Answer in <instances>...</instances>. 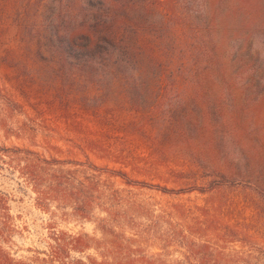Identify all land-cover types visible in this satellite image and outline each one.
<instances>
[{"label":"trees","instance_id":"1","mask_svg":"<svg viewBox=\"0 0 264 264\" xmlns=\"http://www.w3.org/2000/svg\"><path fill=\"white\" fill-rule=\"evenodd\" d=\"M16 1L0 0V16ZM35 1L42 5L45 0H28L22 10L15 12L16 36L23 53L32 62L26 70H41L45 66L39 64L47 61L46 55H50L53 62L48 64L49 68L55 64L58 88L65 90L61 102L66 101V105L72 102L69 94L81 80L83 91L87 92L83 106L96 94L94 91L101 89L116 96L125 95L124 103L131 107L147 105L149 109L151 106L156 121L164 97L175 92L189 93L200 114L201 137L205 131L211 133L218 127L226 129L230 144L249 159L248 165L253 171L248 177L234 174L228 179L221 168L202 186L180 175L174 179L178 186H164L158 191L207 195L210 204L199 211L209 214L207 218L211 220L223 210L219 193L233 185L248 186L258 197L260 207H264V72L260 68L247 72L252 60L236 54L239 59L236 61L225 51L227 38L232 41L242 34L244 41L240 49H244L250 36L264 24L261 0H200L202 13L196 27H192L194 17L189 9L182 7V0H51L54 8L49 10L41 28L35 25L36 16L29 27L27 22L23 24L26 19H21L28 8L34 7ZM157 16L166 18L170 25L165 37L159 36L151 26L147 27L146 22ZM177 32L180 43L172 40L171 46L167 45L168 39H178ZM181 50L183 60L177 62L174 53ZM189 65L195 66V73L182 72ZM68 68L74 72H68ZM243 71L247 72L244 80L240 77ZM66 80L69 83L64 89ZM145 92L151 97L146 102L141 100ZM199 92L206 96L205 99L199 97ZM218 95L225 103L215 109L214 119L210 120L209 111H213ZM92 113L97 114L98 110L93 108ZM166 119L181 122L177 114H167L162 120ZM0 123L5 129L1 120ZM87 145L94 154L109 146L97 140H90ZM0 163L12 167L28 184L41 212L49 215L69 213L92 222L101 236L97 239L86 234L71 235L49 224L47 253L28 260L15 259L5 248L15 228L7 199L0 192V264H167L161 253L149 254L142 248L145 233L151 231L142 221L151 217L158 218L156 222L168 219L169 223L180 219L175 216L185 218L187 212L180 205H172L170 211L155 214L144 204H124L121 191L113 185L105 186L102 176L120 178L128 185L130 181L125 171L132 169L129 160L123 158L117 170L109 171L89 162L46 159L27 150L0 147ZM231 229L240 228L232 226ZM174 230H171L173 236L177 234ZM184 230L185 227L181 230L178 227L176 240L186 263L222 264L221 261H226L231 264L242 260L238 253H225L211 242H199L190 230L188 234H184ZM230 235L228 244L238 242L232 231ZM89 252L92 254H87Z\"/></svg>","mask_w":264,"mask_h":264},{"label":"rangeland","instance_id":"2","mask_svg":"<svg viewBox=\"0 0 264 264\" xmlns=\"http://www.w3.org/2000/svg\"><path fill=\"white\" fill-rule=\"evenodd\" d=\"M27 2L28 0H17L6 14L0 16V120L5 126L4 129L0 123V147L27 150L46 159L89 162L109 171L117 170L120 166L118 163L123 158L127 159L132 163V169L125 171L130 181L128 185L120 178H109L107 174L102 176L105 186L113 185L114 189L121 191L120 198H123L124 204H144L155 214L170 211L172 205H180L187 212L185 218L175 216L180 219H173L169 223L168 219L161 218L156 222L158 218L151 217L142 221L151 229L149 234L145 233L146 239L142 245L147 253H161L167 264H188L176 240L179 235L178 227L181 230L183 226L186 228L184 234L190 230V234L199 242H211L225 253L231 251L242 256V260L231 264H264V207H260L258 197L248 186L233 185L219 193L223 210L213 220L207 218L209 214L199 211L210 204L207 195L197 192L174 195L158 191L164 186H178L174 179L180 178V175L182 179L195 180L202 186L212 178L214 171L221 168L228 179L234 174L248 177L253 173L248 165L249 159L240 155L237 148L230 144L226 129L218 127L211 133L205 131L201 137L200 114L193 106L194 101L190 99L189 93L175 92L164 97V103L158 112L160 117L156 116V121L153 120L155 115L151 114L154 111L151 106L149 109H146L147 105L131 107L124 103L127 98L125 95L116 96L101 89L94 91L96 94L91 95L88 104L84 105L88 107L84 108L82 102L87 92L83 91L81 80L77 81L73 92L69 94L72 102L68 105L66 101L61 102L65 90L58 88V79L54 75L55 64L49 68L51 65L48 64L53 62L49 54L46 55L47 61L39 64L45 66L41 70L25 69L32 66V62L23 53L22 44L16 36L14 14L22 10ZM181 3L194 17L192 27L200 24L201 1L182 0ZM261 3L264 8V0ZM54 4L51 0H45L42 5L35 1L34 7L28 8V13L24 14L26 16L21 17L26 19L23 24L27 22L29 27L33 16H36L35 25L41 28ZM182 7L179 6L183 12ZM146 23L147 27L151 26L161 37L166 36L170 26L162 16ZM261 28L250 36L244 49H240L244 41L242 34L232 38V41L230 38L226 39L228 47L225 51L231 59L238 61L235 57L237 54L252 60L247 72L252 68H260L264 72V24ZM176 38L178 39H168L166 44L171 46L172 40L180 43L178 32ZM238 50L240 51L237 52ZM183 56V50L176 52L174 60L180 62ZM194 69L195 66L189 65L182 72L195 73ZM67 71L74 72L69 68ZM247 72L243 71L240 76L243 80ZM189 75L191 74H185ZM68 83L66 80L64 89ZM202 95L203 93L199 97L205 99L206 96ZM149 98V92L141 94L142 101L146 102ZM214 101L213 111H209L210 120L214 119L215 109L225 103L219 95ZM93 108L98 110L97 114L92 113ZM167 114L180 115L181 122L171 119V124L169 119L162 120ZM90 140L109 146L107 149L102 147L100 153H90L87 145ZM185 141L188 142L186 145ZM106 152L109 153L108 156ZM0 192L7 199L15 228L5 248L15 259L28 260L47 253L49 224L71 235L86 234L97 239L101 237L92 222L83 221L69 213L49 215L41 212L35 205V196L28 184L12 167L2 163ZM232 226L240 229H231ZM171 230L177 234L173 236ZM231 231L238 240L234 244L226 242ZM221 262L227 264L226 261Z\"/></svg>","mask_w":264,"mask_h":264}]
</instances>
